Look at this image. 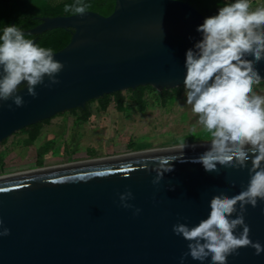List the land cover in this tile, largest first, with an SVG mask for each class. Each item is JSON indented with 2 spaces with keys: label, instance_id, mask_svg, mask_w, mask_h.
<instances>
[{
  "label": "water",
  "instance_id": "1",
  "mask_svg": "<svg viewBox=\"0 0 264 264\" xmlns=\"http://www.w3.org/2000/svg\"><path fill=\"white\" fill-rule=\"evenodd\" d=\"M204 17L188 1L116 0L109 16L86 11L43 18L25 31L72 30L69 45L54 52L64 64L56 74L59 82L46 87L45 76L36 97L23 89L21 107L9 109L11 100L0 101V143L123 90L183 86L185 51L200 38L196 27ZM257 68L264 77V60ZM180 148L0 178V219L10 230L0 236V264H179L188 242L172 225L206 219L213 197L246 186L251 166L248 161L244 169L205 171L196 158L207 143ZM160 158L173 167L154 185L151 169ZM126 188L134 197L128 203L140 208L139 214L120 205L118 193ZM246 207L250 238L264 245V202ZM254 251L241 247L228 264H264V252ZM185 264L201 262L189 257Z\"/></svg>",
  "mask_w": 264,
  "mask_h": 264
},
{
  "label": "clouds",
  "instance_id": "2",
  "mask_svg": "<svg viewBox=\"0 0 264 264\" xmlns=\"http://www.w3.org/2000/svg\"><path fill=\"white\" fill-rule=\"evenodd\" d=\"M64 8L84 14L87 4L75 0ZM196 31L200 38L186 49L183 65L184 103L191 106L197 124L207 133V150L196 161L205 171L217 173L224 168L244 169L248 161L251 166L248 182L238 193L213 197L206 219L191 226L177 220L172 231L188 242L179 264L189 257L201 264H228V257L238 255L241 247L253 248L255 255L264 252V245L250 238L245 222L246 206L264 202V94L254 89L264 81L257 68L264 60V6L253 9L250 0H227L214 14L205 16ZM28 36L18 24L0 27V101L11 100L9 109L25 104L19 94L25 88L36 97V86L44 84L45 76L46 87L58 83L56 74L64 67L52 48ZM184 147L185 142L180 149ZM167 160L160 158L153 165L154 185L171 171ZM118 197L122 207L134 208V215L140 213V208L128 203L134 198L130 189ZM3 225L0 219V236L10 231Z\"/></svg>",
  "mask_w": 264,
  "mask_h": 264
},
{
  "label": "rangeland",
  "instance_id": "3",
  "mask_svg": "<svg viewBox=\"0 0 264 264\" xmlns=\"http://www.w3.org/2000/svg\"><path fill=\"white\" fill-rule=\"evenodd\" d=\"M260 3L264 6V0ZM175 89L163 94L165 89L147 87L142 110L130 90H123L122 110L114 97L107 107L97 99L88 103L85 120L80 110H72L14 133L0 143V178L177 148L183 142L206 144L207 133L184 103V86ZM254 89L264 94V81Z\"/></svg>",
  "mask_w": 264,
  "mask_h": 264
},
{
  "label": "trees",
  "instance_id": "4",
  "mask_svg": "<svg viewBox=\"0 0 264 264\" xmlns=\"http://www.w3.org/2000/svg\"><path fill=\"white\" fill-rule=\"evenodd\" d=\"M188 1L192 6L198 9L203 15L209 16L216 12V9L222 6L226 0H181ZM75 0H0V27L3 24H18L24 30H30L38 26L43 18H53L58 16L75 15L70 11H65V4H73ZM87 4L86 11L98 13L103 16H109L113 13L116 0H83ZM27 38L37 39V43L44 47H50L54 52H59L66 48L72 38V30L69 29H53L46 31L41 35H29ZM149 86H141L136 90H130L134 100L139 103L140 109H144L142 98L144 91ZM174 89L172 92H177ZM169 91L165 89L163 94ZM111 97L117 102V107L122 110L124 108L123 96L121 93L107 95L100 100L104 107L111 103ZM87 108V107H86ZM76 109L82 112L84 120L88 116L87 109ZM34 138V136H33ZM205 138H198L197 142L203 141Z\"/></svg>",
  "mask_w": 264,
  "mask_h": 264
},
{
  "label": "built area",
  "instance_id": "5",
  "mask_svg": "<svg viewBox=\"0 0 264 264\" xmlns=\"http://www.w3.org/2000/svg\"><path fill=\"white\" fill-rule=\"evenodd\" d=\"M250 3H251L252 8L255 9L258 7L257 3H260V0H250ZM262 3H260V6H262Z\"/></svg>",
  "mask_w": 264,
  "mask_h": 264
},
{
  "label": "bare ground",
  "instance_id": "6",
  "mask_svg": "<svg viewBox=\"0 0 264 264\" xmlns=\"http://www.w3.org/2000/svg\"><path fill=\"white\" fill-rule=\"evenodd\" d=\"M35 172V171H34ZM2 178V177H1ZM4 178H6V177H4Z\"/></svg>",
  "mask_w": 264,
  "mask_h": 264
},
{
  "label": "crops",
  "instance_id": "7",
  "mask_svg": "<svg viewBox=\"0 0 264 264\" xmlns=\"http://www.w3.org/2000/svg\"><path fill=\"white\" fill-rule=\"evenodd\" d=\"M227 1V0H226Z\"/></svg>",
  "mask_w": 264,
  "mask_h": 264
}]
</instances>
